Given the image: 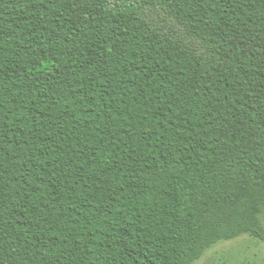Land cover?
Masks as SVG:
<instances>
[{
  "label": "trees",
  "instance_id": "obj_1",
  "mask_svg": "<svg viewBox=\"0 0 264 264\" xmlns=\"http://www.w3.org/2000/svg\"><path fill=\"white\" fill-rule=\"evenodd\" d=\"M243 236L264 0H0V264H195Z\"/></svg>",
  "mask_w": 264,
  "mask_h": 264
},
{
  "label": "rangeland",
  "instance_id": "obj_2",
  "mask_svg": "<svg viewBox=\"0 0 264 264\" xmlns=\"http://www.w3.org/2000/svg\"><path fill=\"white\" fill-rule=\"evenodd\" d=\"M264 264V241L250 236L220 241L195 264Z\"/></svg>",
  "mask_w": 264,
  "mask_h": 264
}]
</instances>
